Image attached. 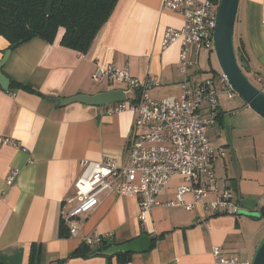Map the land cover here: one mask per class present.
<instances>
[{
  "label": "crops",
  "instance_id": "0c3cea01",
  "mask_svg": "<svg viewBox=\"0 0 264 264\" xmlns=\"http://www.w3.org/2000/svg\"><path fill=\"white\" fill-rule=\"evenodd\" d=\"M182 24V17L164 8L162 0H118L85 53L60 44L62 29L52 42L35 37L10 50L1 67L9 86H0V136L17 145L0 144V264H214L212 246L240 262H251L264 237V216L253 219L243 211L264 206V118L248 112L252 145L242 158L235 146L238 125L227 116L223 98L222 113L207 136L212 147H225V156L212 162L215 188L232 191L240 206L237 216L219 214L202 221L201 211L171 205L175 187L182 182L174 176L145 222L138 219V197L104 191L99 204L78 218L76 236L61 232L62 212L76 204L66 201L75 194L80 162L109 158L125 164L134 120L130 110L107 113L111 103L62 105L61 100L119 88L91 80L97 66L109 64L127 67L139 79L157 77L160 84L148 91L152 99L180 96L181 39L162 47V37L166 28L180 29ZM233 42L243 44L249 75L264 74V0H239ZM9 46L0 38V60ZM211 54L213 50L205 48L191 53V80L213 79L208 75L215 68ZM214 196L211 191L207 199ZM95 233L107 234L105 240L112 244L147 234L151 246L127 260L73 256L85 244L84 237Z\"/></svg>",
  "mask_w": 264,
  "mask_h": 264
},
{
  "label": "built area",
  "instance_id": "2783aa9c",
  "mask_svg": "<svg viewBox=\"0 0 264 264\" xmlns=\"http://www.w3.org/2000/svg\"><path fill=\"white\" fill-rule=\"evenodd\" d=\"M219 1L162 0L164 8L180 15L183 20L180 29L166 28L162 37V47L181 39L179 69L183 79L180 96L152 99L148 91L160 84L159 79L155 76L139 79L131 75L127 67L97 66L92 73L93 82L106 80L123 90L126 100L111 103L107 113L132 111L133 132L125 164L117 165L109 158L101 162H80L82 171L74 184L75 194L66 201H75L76 204L71 210L63 211L61 216L69 235H77L78 218L99 204V194L104 191L138 197V219L145 222L150 210L159 204L158 196L174 176H180L182 182L175 187L171 205L201 211L199 217L202 221L219 214H239L240 206L232 191L215 188L212 162L225 156V147H212L207 136V130L222 113L221 99H230L235 92L222 73L219 85L207 77L191 80L189 74L193 64L192 52L197 53L201 48L214 50ZM252 75L264 90V75ZM0 144L17 145L13 139L1 136ZM211 191L215 196L208 200ZM186 194L191 195L189 202L185 200ZM107 236L95 233L84 237L83 242L92 248ZM211 254L214 264H250L223 253L217 246H212Z\"/></svg>",
  "mask_w": 264,
  "mask_h": 264
},
{
  "label": "trees",
  "instance_id": "16d2710c",
  "mask_svg": "<svg viewBox=\"0 0 264 264\" xmlns=\"http://www.w3.org/2000/svg\"><path fill=\"white\" fill-rule=\"evenodd\" d=\"M117 1L53 0L51 12L47 15L45 8L48 0H0V38L7 40L14 48L35 37L52 42L57 32L62 29L60 44L68 49L85 53L108 20ZM234 47L241 70L256 87L260 88L253 75L248 73L242 42ZM12 85L11 83L10 86ZM137 96L138 93L136 98ZM61 232L68 233L63 220ZM111 245L112 243L105 239L94 248L81 244L73 252V256L103 255L101 252ZM130 254L120 252L114 256L127 260Z\"/></svg>",
  "mask_w": 264,
  "mask_h": 264
},
{
  "label": "water",
  "instance_id": "95a60500",
  "mask_svg": "<svg viewBox=\"0 0 264 264\" xmlns=\"http://www.w3.org/2000/svg\"><path fill=\"white\" fill-rule=\"evenodd\" d=\"M53 0H48L45 13L51 12ZM239 0H220L217 13L216 24L214 30V50L218 64L222 74L226 77L228 84L234 92H236L245 104L254 112L264 118V90L256 87L249 78L241 70L235 54L233 42L234 22L237 12ZM13 45L8 48L0 60V86L7 90L9 80L1 71V67L6 61ZM126 95L122 89H110L107 91L97 92L93 95L78 94L61 100V104L70 102H81L92 106H101L110 103L124 102ZM244 214L253 219L264 216V206L258 211H243ZM151 246L150 238L147 234H143L137 238L129 240L122 244H112L101 253L111 256L116 253H135L148 251ZM250 264H264V237L259 242Z\"/></svg>",
  "mask_w": 264,
  "mask_h": 264
},
{
  "label": "rangeland",
  "instance_id": "374dc122",
  "mask_svg": "<svg viewBox=\"0 0 264 264\" xmlns=\"http://www.w3.org/2000/svg\"><path fill=\"white\" fill-rule=\"evenodd\" d=\"M210 61L215 68H213L214 70H210L208 75L213 77L214 82L219 85V77L222 71L218 64L214 50L213 54H211ZM222 105L226 111L227 116H232V121L235 123L234 126L237 127L238 125L237 130L239 131H237L238 133L235 137H239V139H236L235 146L238 148L241 157L244 158V155L250 152V146L252 145V133L248 128L251 125L252 120L250 119L248 112L254 111L245 104V102L236 92L233 94L232 98L222 100ZM246 127L248 129H244ZM228 130L229 132H231V128H229ZM240 161L243 160L240 159Z\"/></svg>",
  "mask_w": 264,
  "mask_h": 264
},
{
  "label": "bare ground",
  "instance_id": "6f19581e",
  "mask_svg": "<svg viewBox=\"0 0 264 264\" xmlns=\"http://www.w3.org/2000/svg\"><path fill=\"white\" fill-rule=\"evenodd\" d=\"M220 2V1H219Z\"/></svg>",
  "mask_w": 264,
  "mask_h": 264
}]
</instances>
